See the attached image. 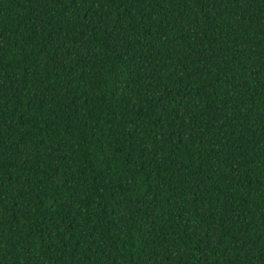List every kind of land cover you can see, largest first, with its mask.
I'll list each match as a JSON object with an SVG mask.
<instances>
[{"label":"trees","instance_id":"obj_1","mask_svg":"<svg viewBox=\"0 0 264 264\" xmlns=\"http://www.w3.org/2000/svg\"><path fill=\"white\" fill-rule=\"evenodd\" d=\"M0 264H264V0H0Z\"/></svg>","mask_w":264,"mask_h":264}]
</instances>
